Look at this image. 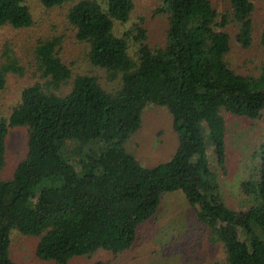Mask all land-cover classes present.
<instances>
[{
	"label": "trees",
	"instance_id": "trees-1",
	"mask_svg": "<svg viewBox=\"0 0 264 264\" xmlns=\"http://www.w3.org/2000/svg\"><path fill=\"white\" fill-rule=\"evenodd\" d=\"M27 1L0 0V26H31ZM157 1L152 13L165 16L166 27L153 43L144 17L131 20L134 0H39L46 9L68 4L66 22L92 70L74 73L62 60V36L32 47L37 79L0 116V264H20L10 252L15 230L35 239L42 262L110 264L176 192L203 240L218 246L221 264H264V141L253 147L242 182L247 218L225 203L208 155L209 148L227 155V118L253 122L264 108L256 0H225L222 10L212 0ZM233 40L244 50L258 43L262 58L234 66ZM26 69L4 45L0 91ZM148 104L169 111L177 143L167 159L144 165L127 143ZM14 127L25 129L26 148L10 169L6 137ZM98 253L113 258L94 259Z\"/></svg>",
	"mask_w": 264,
	"mask_h": 264
},
{
	"label": "rangeland",
	"instance_id": "rangeland-1",
	"mask_svg": "<svg viewBox=\"0 0 264 264\" xmlns=\"http://www.w3.org/2000/svg\"><path fill=\"white\" fill-rule=\"evenodd\" d=\"M212 2L219 10L225 8V0ZM134 3L131 20L136 22L143 16L149 39L153 43L161 41L166 19L163 15L152 13L158 1L134 0ZM27 5L34 19L31 26L19 29L0 26V55L4 45L11 47L21 59V63L27 66L23 75H10L4 89L0 91V116H7L19 100L23 87L37 79V76L33 75L34 69L30 67L29 61L32 60V47L39 38L62 36V50L59 54L62 60L74 73L92 70L86 58L85 45L75 41L73 30L66 22L68 4L46 9L39 0H28ZM253 19L254 36L257 37L264 25V0L255 1ZM128 27L129 23L116 26V33L121 34ZM232 43L234 48L231 61L234 66L245 68L247 61L251 59L258 61L262 58V48L258 43L246 50L241 49L234 40ZM227 120L229 131L227 155H217L210 148L208 155L218 174L220 191L225 203L237 212L239 217H245L246 214L241 207L247 196L242 182L247 179L250 172L249 159L253 147L264 141V108L260 118L253 122L234 117ZM176 143L177 137L172 129L169 111L165 107L148 104L143 110L142 125L129 139L127 146L138 162L147 165L167 159L173 153ZM25 148V129L10 128L6 137V154L10 169L24 153ZM187 211L188 206L181 193L164 195L158 212L139 226L136 241L130 250L115 259L105 253L96 254L94 259H112L110 264H221L222 255L218 246L203 240L201 230L192 225L193 217H188ZM35 243L33 237L13 231L11 256L20 264H53L42 262L35 257ZM90 261L88 260V263ZM80 262L87 263L84 259Z\"/></svg>",
	"mask_w": 264,
	"mask_h": 264
}]
</instances>
